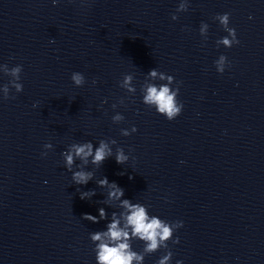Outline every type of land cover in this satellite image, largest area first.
I'll return each instance as SVG.
<instances>
[{"label": "clouds", "instance_id": "1", "mask_svg": "<svg viewBox=\"0 0 264 264\" xmlns=\"http://www.w3.org/2000/svg\"><path fill=\"white\" fill-rule=\"evenodd\" d=\"M71 2V0H70ZM85 2V0H81ZM59 0H52L55 6ZM189 9V0H180L176 13L186 12ZM251 19V17H249ZM172 20H177L178 16L174 13ZM214 20L219 22V25L227 33L226 36L216 41L217 47L224 46L225 48H232L234 45H239L240 40L237 38L236 29L230 27V13L217 14ZM209 25L201 22L199 33L207 40ZM54 43V40L51 41ZM217 73L223 74L226 67L231 66V62L227 56L220 55L214 61ZM23 71L22 65L9 67L8 64H0V73L10 77L8 83L0 86V98L7 100L10 97L11 89H15L16 93L23 91V85L20 83L21 73ZM70 79L74 86L82 87L86 83V78L83 73L73 72ZM134 75L125 74L123 79L119 82V86L125 89L127 93L134 95L136 87L133 84ZM155 81H163L164 83L156 84ZM96 80L92 81L96 84ZM175 82L172 75L160 72L157 69H151L145 76V80L140 87L142 94V103L149 109H155L157 114L165 117L168 121L175 120L181 115L184 105L179 101V82L177 87L173 89L171 85ZM107 103V100L103 101ZM119 104H124V99L119 100ZM34 104L33 107H36ZM117 104H112V108L116 109ZM112 122L119 124L124 121L125 117L117 112L112 116ZM137 128L133 125L130 129H121L122 136H129L135 133ZM117 145L115 139H101L98 146L93 145L91 141L77 143L73 142L67 146V149L61 153L63 157L64 168L71 173V180L75 185H87L89 181L94 179V172L86 170L87 166L91 164L95 168H100L105 160L114 157L119 165H125L130 160V153L133 149H129V154L125 153L123 147H116L115 153L113 146ZM45 151L41 153L42 157H46L48 150L53 149V145L45 143L43 145ZM133 163L135 157H131ZM79 161V163H77ZM76 169V170H74ZM120 175H124L121 172ZM129 179H132L129 176ZM99 188L106 189V198L100 201L101 203L120 209L119 212L113 211L111 213L110 221L109 215L104 207L98 209V216L91 214H83L82 219L92 223H99L102 220L109 221L106 224L105 230L90 232L89 238L95 245L93 251L95 252L96 264H143L145 256L151 255L160 249H164L166 254L157 261V264H171L173 253L169 249L168 242L178 244L179 237L173 239L176 230L183 227V221H166L156 215L149 214V206L141 202H133L130 199L124 198L125 192L116 182H109L107 177L95 180ZM81 200H90L96 195V190L81 191L77 188ZM139 240L144 243L142 251L137 252L133 250L132 242ZM176 264H183L182 261H177Z\"/></svg>", "mask_w": 264, "mask_h": 264}]
</instances>
